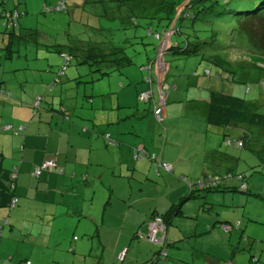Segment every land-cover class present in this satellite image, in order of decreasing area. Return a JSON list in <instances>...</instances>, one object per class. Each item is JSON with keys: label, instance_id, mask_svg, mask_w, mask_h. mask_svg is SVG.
<instances>
[{"label": "crops", "instance_id": "obj_1", "mask_svg": "<svg viewBox=\"0 0 264 264\" xmlns=\"http://www.w3.org/2000/svg\"><path fill=\"white\" fill-rule=\"evenodd\" d=\"M0 65V87L7 94L0 96V128L4 124L24 125L20 137L0 132L1 166L5 170L16 167L15 194L19 199L7 217L0 209V219H6L0 264H40L42 250H50L48 264H116L120 250H125V261L120 264H152L154 247L130 236L145 233L151 213L161 215L179 204L181 217L172 221L169 238L193 240L168 248L162 264H217L231 258L229 235L214 227L206 231L215 219H226L219 214L198 218L193 201L202 197L181 202L188 192L176 177L195 180L232 171L239 160L227 153L214 129L208 128L214 138L208 140L205 133H199L196 139H186V146L167 148L166 156L160 147V158L170 165L172 175L160 170L156 173L152 162L134 159L135 153L143 154L139 150L156 155L159 143L152 102L143 110L136 106L137 93L147 88L144 84L135 83L133 89L116 77L108 78L97 94L89 93L93 96L86 101L90 111L74 101L75 111L71 112L66 103L72 98L66 79L47 90L52 74L44 67L28 63L13 66L12 58L0 60ZM153 70L149 74L153 81L150 92L155 93L153 103L161 108L165 121L161 102L165 93L176 87L167 86L169 89L159 93L157 82L165 68ZM36 96L41 98L40 107L64 110L67 120L42 110L33 115L30 104ZM84 125L89 130L83 131ZM104 134L117 144L105 145ZM46 159L54 165L37 178L31 177L32 169ZM223 185L229 186L227 182ZM73 234L81 239L74 240ZM217 239L225 242L216 246ZM30 250L35 251L34 257Z\"/></svg>", "mask_w": 264, "mask_h": 264}, {"label": "rangeland", "instance_id": "obj_2", "mask_svg": "<svg viewBox=\"0 0 264 264\" xmlns=\"http://www.w3.org/2000/svg\"><path fill=\"white\" fill-rule=\"evenodd\" d=\"M58 1L0 0V14L10 10L22 14L13 27H3L0 18V55L8 46V41L13 66L37 64L44 67L45 71L54 73L61 64L56 52L58 49L67 52L69 47L81 49L98 46L101 52L95 55H101L103 49H106L104 53H108L112 47L121 49L110 57L124 60L115 61L118 70L113 64L105 62L93 64L87 60L86 63H80L85 53L79 50L70 52L72 57L64 74L65 86L72 97L66 100L71 112L75 111L74 101L80 102L83 110L90 111L92 107L86 101L93 96L89 93L97 94L100 84L110 80L108 78L116 77L133 89L135 83L141 84L146 73L138 72L137 68L140 64L153 61L157 45V40L147 35V28L161 34L162 29L169 30L172 26V45L182 47L187 43L189 48L194 45L195 53L165 54L164 61L169 66L165 83L170 89L173 86L176 89L167 91L161 102L165 106L166 116L162 122L164 129L158 126L159 136L156 137L159 143L155 147V154L161 147L166 156L167 148L186 146L185 140L196 139L199 133H205L208 140L214 138L213 131L204 123L203 104L209 93L238 98L264 115V88L261 87L264 83V59H256L245 52L233 28L236 23L215 22L213 18L207 21H201L199 17L192 19L188 12V18L179 19L168 27L165 25L167 20H164L166 12L162 0H64L66 10L57 12L53 7ZM184 1L179 6L184 5ZM45 9L51 10L44 12ZM130 18L135 19L136 26L131 24ZM248 24L255 27L258 33L264 32V24L260 21L253 19ZM95 60L99 61L100 58ZM3 64L8 65L6 62ZM204 70L210 72L208 78L202 75ZM102 71L108 72L107 75H100ZM153 99H156L155 93ZM136 106L142 110L145 108L140 103ZM249 131V141L243 149L221 143L232 158H238L232 173L244 176L247 191L241 193L226 189L223 192H206V197L192 200L199 212L198 218L201 214L215 212L226 220L230 219L228 222L239 224L234 231L226 233L230 244L227 250L232 254L228 262L232 264H251L250 258L257 260L255 264H264V129L252 128ZM229 133L233 139L239 136L232 129ZM225 164L227 166L229 162ZM191 168L188 167V170ZM5 230V227L0 230V239L6 235ZM73 236L81 239L78 234ZM215 242L218 246L225 241L217 239ZM49 252L41 251L40 264H48ZM30 256L34 257L35 251L30 250Z\"/></svg>", "mask_w": 264, "mask_h": 264}, {"label": "trees", "instance_id": "obj_3", "mask_svg": "<svg viewBox=\"0 0 264 264\" xmlns=\"http://www.w3.org/2000/svg\"><path fill=\"white\" fill-rule=\"evenodd\" d=\"M184 0H171L170 2H166L162 0V4L165 10L166 17L164 20H167L165 25L168 26L170 24L176 23L179 19L188 18V12L191 14L192 19L200 18L201 21L208 20L213 18L215 22L222 21L224 23H236V26L233 28L236 29V33L239 39V44L243 43V48L245 49V52H248L256 59H264V32L258 33L255 27L252 25H249L248 22L255 19L260 21L264 24V0H185L181 6L179 4ZM174 3V4H173ZM176 4V5H175ZM180 8V11H177V8ZM57 12L65 11V3L64 0H59L58 4H56L53 7ZM176 8V9H175ZM51 10V9H49ZM48 9H45L44 12H48ZM22 15L16 10H10V11H3L0 14V18L2 19V25L3 27H13L16 24L17 18ZM131 24L136 26V21L134 18H130ZM165 26V27H166ZM169 27V26H168ZM262 30H264V25ZM175 33L178 34V30L175 31ZM174 34L173 27L171 26L169 30H161V34H158V32L153 31L151 28H147V35L152 36L155 40H157V45L155 46V56L153 61H148L145 64H140L138 66V72H145L146 76L142 77L141 84H144L147 88L141 92H138L136 95V101L140 104L146 105L151 104V114L156 124L159 125L161 129H164L162 126L163 122V115L162 110L160 121H157L153 116V109L156 106L157 103H153L155 100L153 99V94H151L150 86L152 85L153 81L151 80L149 74L150 72H154V68L156 67L157 63H160V66L165 68V72L163 74V77L157 82V85L159 86V93H163L166 90H162V87L166 85L165 83V76L166 72L169 69L168 63L164 61V57L166 53H169V55H189L194 54V45L189 48L187 43H184L182 47H179L178 45H172L171 43V36ZM6 48L4 49L2 55H0V60L4 59H10L12 56V52L9 49L8 41ZM60 47V46H58ZM81 47V46H80ZM81 51L85 53L84 59L80 61V63H86L87 60L91 63L96 62H105L113 64L115 67V70L119 69V66L115 63V61H124L122 58H112L111 56H115L118 51H121L119 48H110L108 53H104L106 49L102 50L101 55H95L97 52H101L100 48L98 46H85L76 48H67V52L62 51L61 49L56 50L58 54V58L61 59V64L58 67L57 71L48 72L52 74L51 81L47 84L46 89L50 90L55 86H59L62 83V78H65V69L68 65V62L70 61V52L76 53L77 51ZM63 57H67L68 60H64ZM100 58L99 61H96L95 59ZM259 65L260 63H256ZM257 65L254 64L256 67ZM121 66V65H120ZM258 67V66H257ZM49 68V67H48ZM61 68L63 70L61 71ZM61 72V74H59ZM108 72H101L100 75H107ZM202 75L204 77H209L210 72L208 70H204L202 72ZM227 78V77H226ZM229 78V77H228ZM169 87V86H168ZM167 87V88H168ZM261 87L264 88V83L261 84ZM169 89V88H168ZM5 91L0 87V96L6 97L7 94L4 93ZM141 93H148V98L145 101H140L138 99L139 94ZM160 96V94H159ZM40 101L41 98L39 96H36L32 103L30 104L31 110L33 112V115L38 116L39 112L45 111L49 112L51 115L60 116L63 117V119L67 120L68 116L67 113L64 110L60 109H46L45 107H40ZM203 113L205 115L204 117V123L206 126L209 127V129H214L215 133H217L220 137L221 143L228 147H235L237 149H243L244 146L248 143L250 133L249 129L257 128V129H264V115L259 114L255 111L253 106L244 104L240 99L233 98L231 96L223 95L220 93H209L207 96V99H205V102L203 104ZM86 125V124H85ZM82 126V130L86 131V126ZM4 127H7V129H3ZM86 127V128H85ZM24 129L23 124H17V125H10V124H4L0 128L1 133H6L14 137H20L22 136ZM234 130V132H238L239 136L230 137L229 130ZM102 139L107 146H112L117 144L113 139L109 137L108 134L102 135ZM234 143H239L240 146L234 145ZM143 154L138 155L135 153L134 159L135 160H141L146 159V161H150L153 163L155 168V172L158 173L160 170L161 172L172 175V169L170 165L167 162H163L160 158L161 153L160 149L158 154H147L144 150H139ZM252 151V150H251ZM45 163H50V166H44ZM54 165V163L51 160H43V162L35 166L31 171V177L37 178L39 174L42 171H47L49 168H51ZM164 166H167V169H164ZM225 173L222 175L217 174H210L202 176L199 179L195 180H187L182 176H176L177 180L182 182L187 189L188 196L186 198H183L181 202H185L191 198H203L204 194L206 192H223L226 191V189L229 190H237L241 193H245L247 191L246 183L244 182V176L242 174H236V173ZM17 169L16 167L11 168L10 170H5L1 166V156H0V209L2 212L5 213L4 216L7 217V213L9 211H12L18 203V197L15 194V180ZM234 180V181H232ZM223 182H227L229 186L223 185ZM199 192H203L201 194H197ZM180 204L179 205H171V207L162 213L161 215L157 213H151V216L149 217L148 221L145 222L146 224V231L144 234L140 232H134L130 238L134 241H143L149 245H152L154 247V252H156V256L152 259V264H162L165 259L168 257V248L175 247L177 248L178 245L183 244L184 246L190 242V238L186 239H178L173 240L169 238L168 230L171 229L170 226L172 225V221L175 220L176 217H181L180 214ZM209 215L218 216V213H211ZM155 220H158V226L160 231H157L154 234V239L159 240L162 238L159 242H150L147 238V231H148V225L150 223L155 222ZM6 219L3 217L0 219V230L5 225ZM2 225V227H1ZM216 228L219 229L224 234L231 233L236 229V227H239V224L237 222L235 224L228 222V220H219V218L212 221L211 225H208L206 227V231H209L210 228ZM73 239H77L73 237ZM118 252L116 254V264L123 263L125 261V250ZM232 253V252H231ZM257 260L254 258H250L249 263L255 264ZM223 262V263H222ZM29 264V262H24L23 264ZM182 264H190V262L182 261ZM151 264V263H150ZM217 264H232L228 261H221Z\"/></svg>", "mask_w": 264, "mask_h": 264}, {"label": "built area", "instance_id": "obj_4", "mask_svg": "<svg viewBox=\"0 0 264 264\" xmlns=\"http://www.w3.org/2000/svg\"><path fill=\"white\" fill-rule=\"evenodd\" d=\"M64 58V60H68V58L67 57H63ZM161 67L162 66H160V63H157L156 64V69H161ZM163 68V67H162ZM63 70V68H61V71ZM59 74H61V72L59 73ZM166 89H168L166 86H163L162 87V90H166ZM148 98V93H141V94H139V96H138V99L140 100V101H145L146 99ZM153 116H154V118L157 120V121H160V116H161V111H160V108L159 107H155L154 109H153ZM3 129H7V127H4ZM234 145H236V146H240V144L239 143H234ZM51 164L50 163H45V165L44 166H50ZM164 169L166 170L167 169V166H164ZM157 231H160V229H159V226H158V220H155V222H153V223H150L149 225H148V231H147V238L149 239V241L150 242H159V241H161L162 240V238H160L159 240H155L154 239V234L157 232ZM27 264V263H26Z\"/></svg>", "mask_w": 264, "mask_h": 264}]
</instances>
